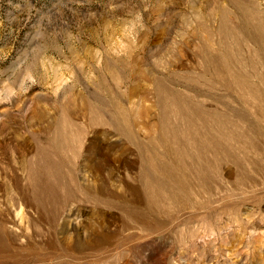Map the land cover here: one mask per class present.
Segmentation results:
<instances>
[{"label":"rangeland","instance_id":"rangeland-1","mask_svg":"<svg viewBox=\"0 0 264 264\" xmlns=\"http://www.w3.org/2000/svg\"><path fill=\"white\" fill-rule=\"evenodd\" d=\"M0 264H264V0H0Z\"/></svg>","mask_w":264,"mask_h":264},{"label":"bare ground","instance_id":"bare-ground-1","mask_svg":"<svg viewBox=\"0 0 264 264\" xmlns=\"http://www.w3.org/2000/svg\"><path fill=\"white\" fill-rule=\"evenodd\" d=\"M253 95V94H252ZM61 136V135H60ZM67 136V135H66ZM73 139V138H72ZM76 139V138H75ZM59 142V141H58ZM64 144V143H63ZM66 146V145H65ZM68 148V147H67ZM60 149V148H59ZM69 149V148H68ZM60 151V150H59ZM49 169V168H48ZM61 169V168H60ZM43 191V190H42Z\"/></svg>","mask_w":264,"mask_h":264}]
</instances>
